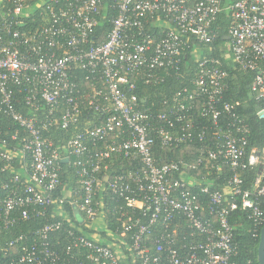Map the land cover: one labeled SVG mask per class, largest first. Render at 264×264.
<instances>
[{
  "label": "built area",
  "instance_id": "built-area-1",
  "mask_svg": "<svg viewBox=\"0 0 264 264\" xmlns=\"http://www.w3.org/2000/svg\"><path fill=\"white\" fill-rule=\"evenodd\" d=\"M111 8V29L97 42L99 20ZM223 12L231 19L223 51L209 57L201 51L211 52ZM221 64L253 72L249 94L264 118V0H0V171L10 173L0 229L14 223L16 211L25 220L58 204L53 213L62 216L64 202L82 219L67 230L63 249L49 244L63 222L47 223L7 264H65V256L75 264H258L257 250L240 260L234 230L245 228L259 243L264 148L248 145L239 102L224 101L228 72ZM161 72L187 79L162 100L164 110L135 94V78L157 83ZM1 117L18 128L9 141ZM77 125L82 129L63 145L44 136L51 127ZM193 143L202 150L192 160L159 163L154 156L157 144ZM113 155L137 161L138 169L110 179L102 172ZM69 156L79 188L61 186L66 194L56 197L58 164ZM253 168L247 183L241 173ZM100 192L139 210L112 236L118 244L96 233L104 224Z\"/></svg>",
  "mask_w": 264,
  "mask_h": 264
},
{
  "label": "trees",
  "instance_id": "trees-1",
  "mask_svg": "<svg viewBox=\"0 0 264 264\" xmlns=\"http://www.w3.org/2000/svg\"><path fill=\"white\" fill-rule=\"evenodd\" d=\"M107 3L109 0H103ZM236 0H223L224 3H231ZM116 14L115 9L111 8L107 11L105 16L99 20V25L95 30L93 37L97 42H101L105 39L106 33L111 29L109 20ZM231 19L227 16L225 12L221 13L218 18V22L215 26L216 38L208 46L211 50L209 52L208 48L202 49L201 52L210 54L212 57H219L221 47L226 41L225 36L227 35V29L230 25ZM31 24V23H30ZM34 27L31 25V28ZM96 41V40H95ZM186 59L191 63V67L195 66L194 61L190 60L189 54L186 53ZM221 68L228 72L227 78V91L225 92L223 99L227 103L239 102L237 107L238 115L244 119L248 126V145L250 147L264 148V118L260 117L258 114V108L255 101L251 98L249 94L248 86L254 76L251 71H243L235 66H225L221 64ZM184 71V67L181 66V72ZM163 77L161 82L144 84L137 78L135 81V94L139 98L146 101L147 106L156 108L158 110H164L161 105L164 98L169 99L172 94L180 89L181 87L187 85V79L182 78L179 74L170 72L169 74L159 73ZM3 121V138L9 141V134L18 130L17 126L11 121L5 120L1 117ZM82 126L77 125L76 129L70 127L67 130H61L60 128L51 127L45 137H48L53 146L65 144L75 132H79ZM201 145L199 143L180 145L176 148H161L158 144L154 148V156L157 158L159 163H165L170 161L178 160H192L201 151ZM74 157L69 156L67 162H60L58 164V176L60 180V186L56 189L54 195L63 196L66 194L65 190L68 189H78L80 177L77 174L79 167H74L73 164ZM107 169L103 171L107 177L110 179L114 178L116 175L125 174L128 170L138 169L137 161H133L129 158H125L122 155H113L108 161L105 162ZM204 167V166H203ZM257 170L255 168L250 170H245L241 173V177L250 183L256 176ZM100 176V175H99ZM10 177V173L7 171H0V198L6 195V191L2 188L3 182H6ZM25 177H21L20 180L23 181ZM105 187V183H103ZM61 186H64V192L61 191ZM60 191V193H59ZM79 198H82V192L79 191ZM69 200V199H67ZM96 201L99 202L97 217H100L102 222L105 224L101 230L96 231L102 238L108 239L109 242L113 241L112 236L118 234L122 231V225L128 222V217H138V209L132 210L126 206V202L119 198L112 196L108 192H100L95 196ZM63 215L59 216L58 213H53L58 210V204L48 206L44 213L41 215H31L29 219L19 218V211H16L13 216H15L14 223L9 225L8 228L0 229V264H7L11 259L14 261L19 260L21 256L20 248L26 246L29 248L33 242H37L35 232L41 228L44 224L61 221L62 226L58 231H54L49 235V244L57 246L59 249H63L66 245L70 243L69 236L67 234L68 229L73 230V224L79 225L82 219H77L80 215L75 208L64 202L62 205ZM77 212V213H76ZM78 215V216H77ZM80 217V216H79ZM65 218V220H63ZM69 219L70 222L66 221ZM140 220H144L142 217ZM235 221L231 222L234 223ZM102 224V225H104ZM81 226V225H80ZM101 228V227H100ZM84 232L95 233L94 229ZM237 238V244L239 245V251L242 253L240 260L246 259V257H254L256 255L258 238H251L249 233H246L245 228L240 227L234 230ZM109 235V236H108ZM19 236L23 237V240L16 242L12 246H9V241ZM129 241V240H128ZM65 264H75L74 260L70 259V256H65ZM256 264V263H255Z\"/></svg>",
  "mask_w": 264,
  "mask_h": 264
},
{
  "label": "water",
  "instance_id": "water-1",
  "mask_svg": "<svg viewBox=\"0 0 264 264\" xmlns=\"http://www.w3.org/2000/svg\"><path fill=\"white\" fill-rule=\"evenodd\" d=\"M67 162V160H63ZM257 262L258 264H264V228L261 229L259 243L257 246Z\"/></svg>",
  "mask_w": 264,
  "mask_h": 264
},
{
  "label": "rangeland",
  "instance_id": "rangeland-1",
  "mask_svg": "<svg viewBox=\"0 0 264 264\" xmlns=\"http://www.w3.org/2000/svg\"><path fill=\"white\" fill-rule=\"evenodd\" d=\"M98 226L101 227V228H100V227L98 228L99 230H101V229L103 228V225H102L101 223H99L98 225H96V227H98ZM104 229H105V227H104ZM104 229H103V230H104ZM108 236H109V235H108Z\"/></svg>",
  "mask_w": 264,
  "mask_h": 264
}]
</instances>
